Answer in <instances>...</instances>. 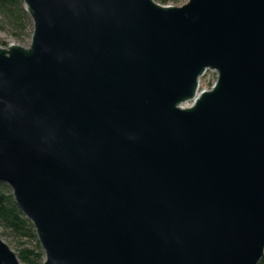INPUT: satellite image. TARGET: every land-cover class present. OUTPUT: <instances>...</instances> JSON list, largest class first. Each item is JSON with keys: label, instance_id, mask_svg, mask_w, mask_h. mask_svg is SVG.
Masks as SVG:
<instances>
[{"label": "water", "instance_id": "water-1", "mask_svg": "<svg viewBox=\"0 0 264 264\" xmlns=\"http://www.w3.org/2000/svg\"><path fill=\"white\" fill-rule=\"evenodd\" d=\"M23 1L0 184L44 264H260L264 0ZM0 264H22L1 235Z\"/></svg>", "mask_w": 264, "mask_h": 264}, {"label": "trees", "instance_id": "trees-1", "mask_svg": "<svg viewBox=\"0 0 264 264\" xmlns=\"http://www.w3.org/2000/svg\"><path fill=\"white\" fill-rule=\"evenodd\" d=\"M162 5L184 0H158ZM0 32L16 41H23L33 32V23L23 0H0ZM0 228L2 237L15 245L22 264H44L45 254L40 246L33 224L15 203L11 189L0 184ZM260 264H264V258Z\"/></svg>", "mask_w": 264, "mask_h": 264}, {"label": "rangeland", "instance_id": "rangeland-1", "mask_svg": "<svg viewBox=\"0 0 264 264\" xmlns=\"http://www.w3.org/2000/svg\"><path fill=\"white\" fill-rule=\"evenodd\" d=\"M156 1L159 2L158 0H156ZM186 1L187 0H184L183 2H180V3L170 2L167 4V6H181ZM31 39H32V34L25 37L23 41L18 42L14 38L8 36L6 33L0 32V47H8L9 45H12V44L20 45L23 47H28L31 43ZM216 80H217V74L215 72H208L200 80L199 92L210 90L213 87V85L215 84ZM191 104H192V102H190L188 105H191ZM1 234H2V229L0 228V235ZM2 238L4 239L5 242H7L12 247V249L14 251H16L14 244L10 243V241L8 239H6V237H2Z\"/></svg>", "mask_w": 264, "mask_h": 264}, {"label": "built area", "instance_id": "built-area-1", "mask_svg": "<svg viewBox=\"0 0 264 264\" xmlns=\"http://www.w3.org/2000/svg\"><path fill=\"white\" fill-rule=\"evenodd\" d=\"M207 73H208V72H207ZM207 73H205V75H206ZM205 75H204V76H205ZM204 76H203V77H204Z\"/></svg>", "mask_w": 264, "mask_h": 264}]
</instances>
